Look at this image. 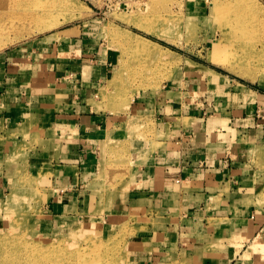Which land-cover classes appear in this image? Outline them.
<instances>
[{
  "label": "rangeland",
  "instance_id": "1",
  "mask_svg": "<svg viewBox=\"0 0 264 264\" xmlns=\"http://www.w3.org/2000/svg\"><path fill=\"white\" fill-rule=\"evenodd\" d=\"M74 1L78 10L58 8V0H0V55L35 38L51 39L55 47L45 49L35 62L50 70L54 68L50 62H57L55 73L63 76V65L74 58L59 54L58 49L74 37L109 50L115 54L109 81L99 89L93 104L95 112L110 113L116 124L96 132L98 154L93 170L81 174L72 198L64 199L67 206L61 210L49 202L52 167H47V161L36 165L42 159H54L47 157L54 152L52 134L27 124L19 132L23 133L20 141L10 140L12 151L0 162V264H142L135 253L139 247H133L130 240L135 242L148 229L160 230L168 220L157 216L142 220L131 205L128 212L121 208L133 188V141L144 147L143 159L164 148L167 131L160 128V114H164L168 92L182 79V71L185 77L204 78L190 80L189 91L194 90L189 95L194 98L199 91V96L216 97L211 95L217 91L209 84L210 77L228 89L226 94L216 93L225 101H231L228 94L240 90L264 95V0H238L237 5L235 0ZM125 4L127 10H123ZM238 6L247 26L237 33V40L225 42L234 37L231 31L214 46L213 39H220L219 25L236 24V19L227 16ZM225 9L228 14L223 15ZM73 12L77 15L71 19L67 15ZM137 17L154 33L127 21ZM40 24L56 25L44 31ZM141 42L150 50L137 47ZM216 56L233 58L235 67L221 66ZM240 69L255 79L238 75L235 71ZM262 107L251 111L254 120L260 121L257 125L264 123ZM251 165L264 166V146L252 152ZM262 183L253 200L264 206V179L259 186ZM261 237L246 244L242 260L253 258V264H264ZM171 239L163 237L159 243L161 258L155 264H186L185 255Z\"/></svg>",
  "mask_w": 264,
  "mask_h": 264
},
{
  "label": "crops",
  "instance_id": "2",
  "mask_svg": "<svg viewBox=\"0 0 264 264\" xmlns=\"http://www.w3.org/2000/svg\"><path fill=\"white\" fill-rule=\"evenodd\" d=\"M55 43L35 38L0 55V162L12 151L11 141L22 139L19 132L24 125L50 132L54 152L47 157L54 159L36 165L47 161L52 167L49 202L61 210L81 174L93 170L96 132L116 124L110 113L95 112L93 104L109 81L115 54L74 37L58 49L74 58L63 65L62 76L55 73L57 62H50L53 70L35 62ZM184 75L182 71V79L168 92L160 114V128L167 131L164 148L143 159L144 147L133 141V188L121 206L128 212L131 205L139 219L160 217L168 223L162 227L165 230L140 232L130 244L139 247L135 253L142 264L160 260L159 243L167 236L185 255L186 264H253V258L245 262L242 257L246 244L259 236L264 241V206L253 200L263 186L258 183L264 179V166L251 165L252 152L264 146V123L255 124L260 121L251 111L264 108V95L240 90L225 101L216 93L226 94L228 89L205 77L214 84L217 92L209 93L216 97L199 96V91L194 98L189 82L204 78Z\"/></svg>",
  "mask_w": 264,
  "mask_h": 264
},
{
  "label": "bare ground",
  "instance_id": "3",
  "mask_svg": "<svg viewBox=\"0 0 264 264\" xmlns=\"http://www.w3.org/2000/svg\"><path fill=\"white\" fill-rule=\"evenodd\" d=\"M19 1V0H18ZM238 4V0H235V5H237ZM123 6H125V8L123 9V10H127L128 8H127V6H126V4L125 5H123ZM57 7L58 8H73L74 10H78V7H77V5H76V3H75V1L74 0H58V2H57ZM241 7H235L233 10H232V12L230 13V16H227V18H228V20H231V18H233V19H236V24H233V25H229V24H220L219 25V31H220V39H216V40H214L213 39V41H214V43H213V45L214 46H216L217 47V45H219V44H221V42H223V40L224 39H226V37L229 35V33L232 31V33H233V35H234V37H228L226 40H225V42H228L229 40H232V39H238V37H237V33H239V32H242L243 31V29L247 26V22H246V20H245V17H244V15L242 14V11H241V9H240ZM73 10V11H74ZM72 12V11H71ZM78 13H80L79 11H78ZM222 13H223V15H226V14H228V11L225 9V10H223L222 11ZM221 13V14H222ZM76 15H77V12H73V13H71L70 15H67V16H69V18L71 17V19L72 18H74V17H76ZM66 15L64 16V17H67ZM38 21L37 22H41V17L40 18H38L37 19ZM65 20H68V18H66ZM127 21H129V22H132L133 24H135L138 28H140V29H143V30H146V31H148V32H152V33H154L153 32V30L149 27V26H147V25H144L143 24V22H142V20L140 19V17H137V18H130L129 20H127ZM36 22V23H37ZM50 23V22H49ZM251 24V23H250ZM40 25H42V27H44V31L45 30H50V29H52L56 24H40ZM156 35H159V36H163L162 34H159V33H157ZM149 41V40H148ZM168 41V40H167ZM143 43V44H142ZM232 44V43H231ZM251 45V44H250ZM137 47H145L146 49H148V50H150V47L148 46V44L147 43H145V42H141L139 45L137 44ZM232 47V46H231ZM250 47V46H249ZM264 49V47L262 48V50ZM152 50V49H151ZM217 50V49H216ZM214 52H215V49H214ZM213 52V53H214ZM217 53H215L214 55H216ZM213 55V54H212ZM213 55V56H214ZM216 58L218 59V63L221 65V66H224V67H229L230 69L234 66V62H235V60L233 59V58H230V59H227V58H224L223 56H220V57H218V56H216ZM215 58V59H216ZM235 67V66H234ZM228 68V69H229ZM233 69H235L236 70V68H233ZM238 75H242V76H244V77H249V78H253V79H255V76L254 75H252L251 73H249V72H246V71H244V70H238V71H235ZM15 251H18L17 253L19 254L20 253V251L21 250H19V248H16V250ZM24 251V250H23ZM69 261V260H68ZM70 262V261H69Z\"/></svg>",
  "mask_w": 264,
  "mask_h": 264
}]
</instances>
